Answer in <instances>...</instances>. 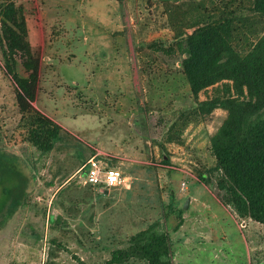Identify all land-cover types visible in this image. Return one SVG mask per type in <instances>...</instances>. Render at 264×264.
Instances as JSON below:
<instances>
[{"label":"rangeland","instance_id":"rangeland-1","mask_svg":"<svg viewBox=\"0 0 264 264\" xmlns=\"http://www.w3.org/2000/svg\"><path fill=\"white\" fill-rule=\"evenodd\" d=\"M7 2L23 8L40 60L31 106L59 132L47 154L30 143L0 45V150L31 178L0 186V264H105L156 221L174 264H264V225L237 217L215 189L210 140L227 112L200 104L225 96L223 84L194 96L176 47L227 19L244 56L264 32L254 0ZM93 155L122 173L107 194L81 180Z\"/></svg>","mask_w":264,"mask_h":264},{"label":"trees","instance_id":"trees-1","mask_svg":"<svg viewBox=\"0 0 264 264\" xmlns=\"http://www.w3.org/2000/svg\"><path fill=\"white\" fill-rule=\"evenodd\" d=\"M253 10L264 15V0H254ZM0 32L4 70L15 85L17 106L30 115V143L42 155L47 154L58 139L59 127L31 106L37 93L40 60L27 40L22 7L13 2L0 6ZM232 38V21L222 19L196 29L177 42L176 47L182 56L183 75L194 96L223 84L225 96L200 104L201 110L207 112L216 108L227 112L210 140L219 200L237 217L264 225V32L244 56L235 51ZM16 56L25 77L17 72ZM20 163L17 156L0 150V186L12 180L30 183L27 173H16ZM201 180L204 182L202 177ZM131 259L146 264H174L171 237L164 222L156 221L134 235L128 247L113 251L105 264H124Z\"/></svg>","mask_w":264,"mask_h":264},{"label":"built area","instance_id":"built-area-1","mask_svg":"<svg viewBox=\"0 0 264 264\" xmlns=\"http://www.w3.org/2000/svg\"><path fill=\"white\" fill-rule=\"evenodd\" d=\"M80 171L84 185L102 191L116 188L123 181L122 173L116 168L109 167L98 155L88 158Z\"/></svg>","mask_w":264,"mask_h":264},{"label":"crops","instance_id":"crops-1","mask_svg":"<svg viewBox=\"0 0 264 264\" xmlns=\"http://www.w3.org/2000/svg\"><path fill=\"white\" fill-rule=\"evenodd\" d=\"M92 188V187H91ZM92 189H94V190H97L96 188H92ZM99 191V190H98ZM102 192H104V194H107L108 192L107 191H105V190H103Z\"/></svg>","mask_w":264,"mask_h":264}]
</instances>
